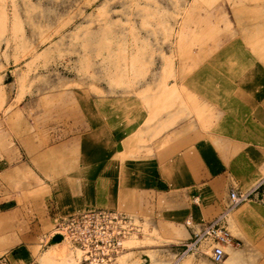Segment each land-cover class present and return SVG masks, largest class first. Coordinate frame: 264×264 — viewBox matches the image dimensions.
<instances>
[{"label":"rangeland","instance_id":"1","mask_svg":"<svg viewBox=\"0 0 264 264\" xmlns=\"http://www.w3.org/2000/svg\"><path fill=\"white\" fill-rule=\"evenodd\" d=\"M229 47L234 55L225 59ZM236 52L259 55L264 64V0H0V212H11L15 238L11 263L3 264H77L80 256L67 240H55L68 216L13 173L26 162L16 140L24 129L36 143L54 137L65 144L81 121L83 99L102 89L131 96L146 84L151 122L162 106H179L207 128V97L196 95L208 94L225 60H242ZM178 78L188 84L180 97L163 98L161 85L175 94ZM241 204L230 208L229 201L219 217L226 221ZM142 220L118 264H213L201 254L183 255L179 243ZM234 245L223 264H264V235L257 239L250 229Z\"/></svg>","mask_w":264,"mask_h":264},{"label":"crops","instance_id":"2","mask_svg":"<svg viewBox=\"0 0 264 264\" xmlns=\"http://www.w3.org/2000/svg\"><path fill=\"white\" fill-rule=\"evenodd\" d=\"M223 53L225 59L234 55L230 47ZM252 55L236 52L242 60H225L208 94L196 95L207 97L202 101L208 107L207 128L179 106L165 111L162 106L151 122L147 92L152 84L131 96L102 89L96 99H83L81 121L65 144H54V137L36 143L24 129L16 140L26 162L13 173L28 182L29 193L51 199L60 217L104 209L139 222L145 218L182 251L224 212L230 191L236 190L249 200L225 221L232 241L238 246L250 229L258 239L264 235V194L259 192L264 184V64ZM166 84L172 88L174 83ZM187 86L178 78L172 94L161 85L162 97H180V88ZM159 179L167 189L158 187ZM11 218V212H0V264L14 254H8L15 246Z\"/></svg>","mask_w":264,"mask_h":264},{"label":"built area","instance_id":"3","mask_svg":"<svg viewBox=\"0 0 264 264\" xmlns=\"http://www.w3.org/2000/svg\"><path fill=\"white\" fill-rule=\"evenodd\" d=\"M230 208L245 202L248 195L229 194ZM225 217H219L206 224L203 231L186 244L183 255L201 254L213 264H223L225 247L235 246L225 224ZM190 225V222H186ZM63 240L80 253L77 264H118L123 243L141 232V223L131 216L110 210L98 209L69 216L57 225ZM206 244V251L199 247Z\"/></svg>","mask_w":264,"mask_h":264},{"label":"water","instance_id":"4","mask_svg":"<svg viewBox=\"0 0 264 264\" xmlns=\"http://www.w3.org/2000/svg\"><path fill=\"white\" fill-rule=\"evenodd\" d=\"M56 241H62V236L60 235H57L56 238H55ZM54 243V242H53Z\"/></svg>","mask_w":264,"mask_h":264}]
</instances>
